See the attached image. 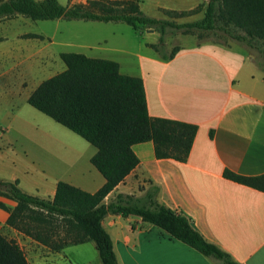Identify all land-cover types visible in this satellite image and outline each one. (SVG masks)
<instances>
[{"label":"crops","instance_id":"crops-1","mask_svg":"<svg viewBox=\"0 0 264 264\" xmlns=\"http://www.w3.org/2000/svg\"><path fill=\"white\" fill-rule=\"evenodd\" d=\"M66 1L62 4L72 6L86 4L87 0ZM140 1L147 16L171 21L169 16L173 13L194 10L205 0ZM198 16L179 20L178 24L194 22ZM102 23L96 26L109 31L93 42L73 43L64 36L57 44L63 48L61 53L74 52L117 62L122 74L143 80L152 118L197 126L186 162L157 159L153 142L135 145L139 165L105 202L119 194L140 197L151 185H156L161 204L190 218L207 241L236 263L264 264V191L225 176L226 171L244 177L264 175V80L257 77L259 65L240 47L210 41L182 45L173 58L164 60L150 46L159 42L157 31H139L136 36H141V40L135 46L127 31L115 29L120 25L112 27L118 22ZM5 38L0 40V58L8 56L13 64L0 69V101L12 108L22 100L28 101L31 93L52 76L44 77L49 69H20L19 40L6 42L10 39ZM65 69L66 65L60 72ZM61 150L53 153L59 161L69 155ZM69 151L77 153L73 148ZM96 151L91 149L86 159L91 160ZM21 153L25 158H14L7 166L6 177L0 171V180H19V187L30 195L52 199L60 181L95 193L106 182L93 165L94 169H88L91 175L87 182L82 167L80 174L70 165L63 171V165L47 164L32 149H23ZM0 202L11 210L17 206L4 196H0ZM9 215L0 208V233L19 244L29 264H91L86 258L87 263L68 257L67 250L79 246L82 249L77 254H83V247L93 242L52 251L10 227ZM103 226L111 235L120 264H220L137 216L110 214ZM93 246L96 248L94 243ZM96 264H102L99 254Z\"/></svg>","mask_w":264,"mask_h":264},{"label":"trees","instance_id":"trees-1","mask_svg":"<svg viewBox=\"0 0 264 264\" xmlns=\"http://www.w3.org/2000/svg\"><path fill=\"white\" fill-rule=\"evenodd\" d=\"M140 4V0H87V5L65 6L59 0H0V22L18 16L34 21L124 22L136 31H157L160 42L150 46L158 52L164 47L168 29L184 35L223 32L248 46H254L257 40L264 42V0H205L194 10L173 13L185 15L204 11L202 19L184 24L149 17ZM230 25L244 34L231 32ZM177 51L178 48H174L170 54L160 56L169 60ZM60 58L66 69L44 80L27 102L97 149L90 162L106 182L95 193H90L60 181L54 197L45 199L24 192L19 180H0V196L17 203L11 210L0 202V208L10 214L7 224L52 251L93 242L102 264H120L103 221L110 214L125 218L137 216L220 264H238L207 241L194 228L190 218L161 204L158 200L160 189L156 185H151L140 197L119 194L109 203L105 202L139 165L140 159L133 150L135 145L153 142L157 159L186 162L197 126L152 118L148 113L143 80L122 74L115 61L74 52H63ZM225 176L264 191V175L244 177L226 171ZM0 264H29L19 244L1 233Z\"/></svg>","mask_w":264,"mask_h":264},{"label":"rangeland","instance_id":"rangeland-1","mask_svg":"<svg viewBox=\"0 0 264 264\" xmlns=\"http://www.w3.org/2000/svg\"><path fill=\"white\" fill-rule=\"evenodd\" d=\"M67 2L61 0V4ZM87 5V1L86 4ZM199 15V16H198ZM195 16L200 20L204 17V11H197L194 13L177 15H170L171 21L180 23L179 20L188 21ZM195 20V21H197ZM94 21L86 20H46V21H34L22 16L15 17L2 21V27L0 26V40H5V37H9L10 42L13 39H18L20 43L19 51V66L20 69H49L44 77H50L58 74L63 66L64 62L61 60L59 53L63 50L58 42L66 36L73 40V43L93 42L96 38H100L103 34L108 33L109 29L102 30V26H96ZM104 24V23H102ZM223 26L222 23H218ZM112 27L118 26V31L125 30L131 37V43L138 45L141 36L139 31H136L130 25L124 22H118V24H111ZM229 30L235 34H244L242 30L229 26ZM124 31V32H125ZM148 32V30H145ZM144 31V32H145ZM29 35H38L41 38H32ZM77 36L80 38L77 40ZM216 42L227 47H240L246 51V54L252 59L259 67L257 71V77L260 80H264V42L261 40L254 41V46H248L245 43L237 42L230 36L223 32H196L194 34H182L180 31L174 29H168L164 37V47L161 51H155L157 54H170L174 48H178L182 45H191L193 43L202 42ZM5 42V43H6ZM160 42V38H159ZM158 42V43H159ZM12 44V43H10ZM12 58L5 56L0 58V69H7L12 65ZM17 59L14 58L16 64ZM11 105L1 103L0 101V171L1 176L6 177L9 173L7 166L12 164L14 158H22L25 156L21 153L23 149H32L35 154L51 165H63V171L68 168L66 165L75 166L74 169L77 173L80 172L81 167L85 171V180L90 179L91 173L89 167L94 169L90 160L86 158L89 155L91 149L96 148L85 141L77 134L71 132L64 126L56 123L48 116L37 111L31 107L27 100H22L19 104L15 105L11 109ZM11 114H8V111ZM7 129V131L5 129ZM6 131V132H4ZM4 132V133H3ZM73 148L77 153L70 154V149ZM62 149V150H61ZM61 152H68L69 155L65 160H57V157L53 154ZM78 169V171H77ZM97 172V170L95 169ZM98 173V172H97ZM80 174V173H79ZM149 187V186H148ZM145 186L142 187V190ZM147 191V190H146ZM145 191V192H146ZM145 192L142 194L144 195ZM147 224V223H146ZM73 246V245H72ZM77 247V248H76ZM72 247L67 250L68 257L80 260V262H91L96 264L98 259V251L95 250L93 243L89 246H84L85 252L80 254L77 250L82 249L79 246ZM76 250V251H75ZM86 258V259H85Z\"/></svg>","mask_w":264,"mask_h":264},{"label":"water","instance_id":"water-1","mask_svg":"<svg viewBox=\"0 0 264 264\" xmlns=\"http://www.w3.org/2000/svg\"><path fill=\"white\" fill-rule=\"evenodd\" d=\"M149 32H153L154 30L153 29H150V30H148Z\"/></svg>","mask_w":264,"mask_h":264}]
</instances>
